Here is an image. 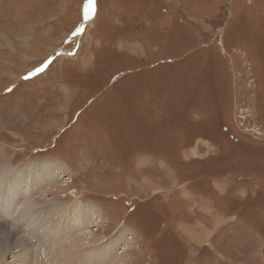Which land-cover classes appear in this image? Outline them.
<instances>
[{"label":"rangeland","instance_id":"rangeland-1","mask_svg":"<svg viewBox=\"0 0 264 264\" xmlns=\"http://www.w3.org/2000/svg\"><path fill=\"white\" fill-rule=\"evenodd\" d=\"M0 213L30 264H264V0H0Z\"/></svg>","mask_w":264,"mask_h":264},{"label":"bare ground","instance_id":"bare-ground-1","mask_svg":"<svg viewBox=\"0 0 264 264\" xmlns=\"http://www.w3.org/2000/svg\"><path fill=\"white\" fill-rule=\"evenodd\" d=\"M92 15H93V13H92ZM91 16V15H90ZM2 189V188H1ZM3 211H5V213L7 214V211H6V209H3ZM81 211V210H80ZM10 213V212H9ZM11 214V213H10ZM79 216V215H78ZM84 217H87V214H85L84 215V213H80V218L81 219H83ZM0 221H2V222H10V220H9V216L8 215H2L1 213H0ZM77 220H79V219H77ZM94 223V222H93ZM0 226H4V228H7V226L8 225H2L1 223H0ZM9 227V226H8ZM11 229V228H10ZM85 232V231H84ZM66 235H67V233H66ZM130 235V234H129ZM86 236V235H85ZM65 238H67L66 236L64 237V239ZM81 238V240H83L82 238H83V236L82 237H80ZM18 239H20V238H18ZM16 240V241H13V242H11L12 244H13V246H12V248L11 249H9V250H7V251H5L3 254H1L2 256H0V257H5L6 255H15L14 256V261L12 262L13 264H30L32 261H28V257L26 258V256H25V254L23 255V254H17V256H16V254H14V249H16L17 247H20L19 245H22L24 242H22V244H21V242L19 241V240ZM89 239V238H88ZM126 239V238H125ZM127 239H129V240H132V238H130V236H128V238ZM82 243V242H81ZM88 243V242H87ZM82 245V244H81ZM83 245H84V243H83ZM85 247V246H84ZM62 249V248H61ZM84 249V248H83ZM11 250V251H10ZM52 250V249H51ZM88 250V249H87ZM8 251H10L11 253H9L8 254ZM89 251V250H88ZM53 254V252H48V253H45L44 254V256H43V258H44V260L46 261V263L47 264H53L54 262V255H52ZM24 257H23V256ZM115 255V254H114ZM107 256V255H106ZM42 258V259H43ZM93 258V257H92ZM32 259V258H31ZM95 259H97V258H95ZM105 259V258H104ZM37 261H38V258L36 259ZM100 261V260H99ZM1 263V262H0ZM11 263V264H12ZM4 264V263H3Z\"/></svg>","mask_w":264,"mask_h":264},{"label":"snow or ice","instance_id":"snow-or-ice-1","mask_svg":"<svg viewBox=\"0 0 264 264\" xmlns=\"http://www.w3.org/2000/svg\"><path fill=\"white\" fill-rule=\"evenodd\" d=\"M92 2V0H90V3ZM38 71H43V67L38 69ZM29 77H25V79H28Z\"/></svg>","mask_w":264,"mask_h":264},{"label":"crops","instance_id":"crops-1","mask_svg":"<svg viewBox=\"0 0 264 264\" xmlns=\"http://www.w3.org/2000/svg\"><path fill=\"white\" fill-rule=\"evenodd\" d=\"M206 215H208V213H207ZM208 216H209V215H208Z\"/></svg>","mask_w":264,"mask_h":264}]
</instances>
